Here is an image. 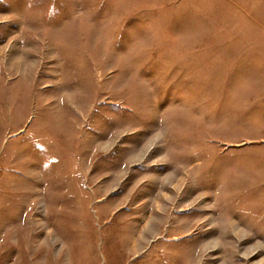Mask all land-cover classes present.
<instances>
[{"label": "rangeland", "instance_id": "1", "mask_svg": "<svg viewBox=\"0 0 264 264\" xmlns=\"http://www.w3.org/2000/svg\"><path fill=\"white\" fill-rule=\"evenodd\" d=\"M0 264H264V0H0Z\"/></svg>", "mask_w": 264, "mask_h": 264}]
</instances>
